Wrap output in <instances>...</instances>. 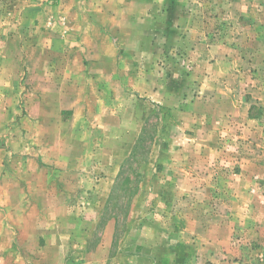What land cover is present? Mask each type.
Listing matches in <instances>:
<instances>
[{
    "label": "rangeland",
    "instance_id": "1",
    "mask_svg": "<svg viewBox=\"0 0 264 264\" xmlns=\"http://www.w3.org/2000/svg\"><path fill=\"white\" fill-rule=\"evenodd\" d=\"M0 187V264H264V0H0Z\"/></svg>",
    "mask_w": 264,
    "mask_h": 264
},
{
    "label": "crops",
    "instance_id": "2",
    "mask_svg": "<svg viewBox=\"0 0 264 264\" xmlns=\"http://www.w3.org/2000/svg\"><path fill=\"white\" fill-rule=\"evenodd\" d=\"M104 14H107V10H106V13H104ZM80 24H81V29L79 31V32H81L80 34H83L84 32H87L89 30L90 25H87V23L84 20ZM85 48L90 49L91 48V45H86ZM82 49H84V47ZM60 94H57V97L63 98V102H61L62 105H60V102H58L59 105H58L57 110L60 111L61 113H65L68 110H72V108H73L72 105H75L76 104V101L74 100L73 103H72L71 102L72 101L71 100V98H72L71 95H68L65 92H63V93L61 92ZM53 103H54V106H55L56 105V101H54ZM71 103H72V105H71ZM62 124H65V123L62 122ZM52 144H53V141L50 138L49 145L50 146H55V145H52ZM55 148H58V147L55 146ZM7 189H9V188H7ZM0 192H3V189L1 187H0ZM3 223H4V221L2 219H0V225H2ZM3 258H9V255L5 251H3L2 249H0V259H3ZM0 263H1V261H0Z\"/></svg>",
    "mask_w": 264,
    "mask_h": 264
}]
</instances>
